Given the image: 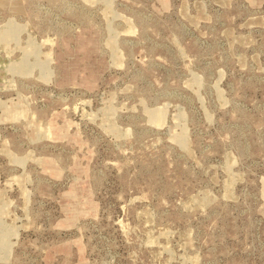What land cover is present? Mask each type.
Returning <instances> with one entry per match:
<instances>
[{
	"label": "rangeland",
	"instance_id": "obj_1",
	"mask_svg": "<svg viewBox=\"0 0 264 264\" xmlns=\"http://www.w3.org/2000/svg\"><path fill=\"white\" fill-rule=\"evenodd\" d=\"M0 264H264V0H0Z\"/></svg>",
	"mask_w": 264,
	"mask_h": 264
}]
</instances>
